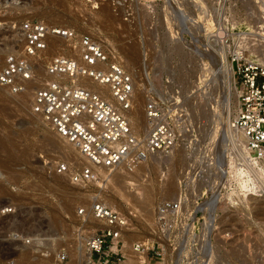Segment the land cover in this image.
Segmentation results:
<instances>
[{"label": "built area", "instance_id": "2783aa9c", "mask_svg": "<svg viewBox=\"0 0 264 264\" xmlns=\"http://www.w3.org/2000/svg\"><path fill=\"white\" fill-rule=\"evenodd\" d=\"M202 1L208 5L204 13L212 23L209 31L202 27L204 49L210 52L206 49L208 44L225 50L232 67V90L237 97L221 139L217 137L204 149L197 148L199 140L178 91L158 93L152 85H146L144 113L148 127L145 135L138 136L124 112L98 92L76 83L74 77L85 76L105 84L121 110L132 108V74L116 59L111 61L105 48L88 33L25 20L20 26L21 50L7 54L0 64V87L20 95L33 84L32 112L46 129L69 143L87 162L72 164L60 160L53 164V174L67 177L72 184L90 183L97 176V168L112 171L132 157L137 161L156 154L168 157L182 145L187 150L177 196L157 203L151 237L145 241L124 239L131 214L97 200L89 208L77 209L82 223L74 234L79 248L88 255L87 264H120L134 253L143 256L145 264H203L211 250L214 253L210 264L232 263L228 259L231 251L241 253L234 264H244L242 253L252 250V227L245 226L248 218L244 213H254L256 218L264 199V59L250 52L259 40L254 32L237 28L238 21L231 13L232 0H188L191 5ZM255 1L264 12V0ZM180 18L181 22L186 19L185 15ZM52 40L58 41L56 52L47 56L45 52ZM36 57L43 67L40 81ZM226 129L239 135L244 150L227 135ZM217 140L224 142V148L217 147ZM229 156L246 169L250 185L243 191L244 198L242 193L241 198H235L222 210L219 204L225 188L221 184V158L226 160ZM192 188L203 190L193 192ZM14 210L13 206L0 207V219ZM89 219L96 221L97 227L85 237L84 223ZM257 224L253 223L255 235L262 230ZM168 255L173 257L169 262ZM67 260V253L61 250L53 264H66Z\"/></svg>", "mask_w": 264, "mask_h": 264}, {"label": "rangeland", "instance_id": "374dc122", "mask_svg": "<svg viewBox=\"0 0 264 264\" xmlns=\"http://www.w3.org/2000/svg\"><path fill=\"white\" fill-rule=\"evenodd\" d=\"M231 5L237 28L258 33L261 41L255 46H263L264 32L257 29L264 28V22L255 29L245 17L252 4L232 0ZM195 8L188 0H0V64L11 51L21 50L23 37L16 42L11 38L15 32L23 35L20 26L25 20L88 33L105 48L111 61L116 59L135 75L136 96L143 103L146 85H152L158 93L178 91L195 128L197 148L204 149L211 140L221 137L234 108L231 116L226 113L225 79L220 74L213 78L211 74L218 73L219 62L212 51L203 54V28L209 30L205 22L210 17ZM183 15L186 19L181 22ZM57 42L51 41L47 56L56 52ZM254 49L258 51L253 47L252 53ZM256 51L255 56L264 59V51ZM36 61L40 81L43 67ZM227 75L230 78L231 74ZM32 87L33 84L30 93ZM12 95L0 87V207L15 208L0 219V264H53L61 250L68 255L66 264H84L74 234L82 223L76 212L80 207L89 208L96 199L106 205L113 201L112 209L133 215L125 240L145 241L151 237L155 206L161 199L175 198L180 188L188 156L185 146L178 147L168 158L156 154L136 166L117 167L111 174L104 170L111 177L109 181L104 182L97 172L90 183L75 185L65 176L53 174L52 169L60 160L84 163L76 149L43 126L31 110L32 97L28 93ZM140 104L138 109L143 111ZM143 132L140 129V135ZM216 142L217 147L224 148L222 142ZM127 181L135 186L128 188ZM191 190L201 192L203 188ZM260 203L256 218L254 213H244L248 218L245 226L252 227V250L242 253L244 264H264V199ZM225 208L222 205L221 209ZM255 222L262 229L256 235ZM96 223L92 219L84 223L85 233L94 232ZM239 254L231 251L229 264H234ZM173 257L168 255L167 261ZM205 257L203 264H210L209 255ZM120 264L145 263L143 256L134 253Z\"/></svg>", "mask_w": 264, "mask_h": 264}, {"label": "bare ground", "instance_id": "6f19581e", "mask_svg": "<svg viewBox=\"0 0 264 264\" xmlns=\"http://www.w3.org/2000/svg\"><path fill=\"white\" fill-rule=\"evenodd\" d=\"M170 1H172V0H170ZM245 2L252 4L250 8H247V7L246 8L248 9V12L254 13L253 15L250 14L251 17H249L250 15L248 16V14H247L248 12H247L245 14L246 20L247 21H250V26L253 25V26H255V29H257L256 28L257 27V24L259 23L261 25L264 22V12H263V9H262L261 5L259 3H257L255 0H245ZM192 5L198 7L203 12H207L208 11V5H207V3L203 2V1L202 2H198V3H195V4L193 3ZM251 10H252V12H251ZM177 11H178V13H181L180 6H178ZM252 17H254L255 20H253ZM205 18L207 19L208 17H205ZM208 19L209 20L207 22H205V23H206V26L208 27V29L210 30L212 23H211V19L210 18H208ZM203 20H204V18H203ZM246 20L244 22H246ZM202 22L204 23V21H202ZM204 27H205V25H204ZM209 30H206V31H209ZM257 30L258 31H261V32H264V28L263 27L262 28L260 27ZM245 31L247 32V31H252V30L251 29L250 30L249 29H245ZM252 32H254L256 34L257 38L260 39V35H258V33H256L255 31H252ZM244 34H245L246 37L249 36V34H247V33H244ZM21 37H23V35L21 33L15 32L14 34H12L11 41L12 42H16ZM181 40H182V38H181ZM22 41H23V39H22ZM260 41L261 40H259V42H257V43H260ZM207 46L208 47L206 49L209 48V51L210 52L212 51V54L214 55L215 61H217V63L219 62L218 65H217L218 73H216V74H214L213 72L211 73L213 75V78H214V75L220 74L225 79V83L224 84L228 88L227 89L228 90V93H227V95H226V97L224 99L225 100L224 101V105H225V108H226V113L231 116L232 115V110H233L232 108H235L236 105H237V97H236L235 92L232 90V81H233L232 67H231L230 63L227 62V60L225 58V50L222 47L221 48H214L213 45H211V47H210L208 44H207ZM260 46L259 47L258 46H253V47L254 48H257L258 51H261V50L264 51V47H263L264 45L261 46V48H260ZM9 48H6L5 51L8 52L9 51ZM250 50H251V48H250ZM252 50L250 51L251 53H252ZM255 51L256 50L254 49V52H253L254 54H255ZM258 51H256V52H258ZM203 52H204L203 53L204 55H208L206 53V50L205 49H204ZM10 53H12V51ZM38 58L39 57H36V60H39ZM106 65L107 64H104L103 66L104 67H107ZM205 71H207V70H205ZM207 72H206V74H208ZM227 72H228V74H231L230 78L228 77ZM129 73L132 74V77H133V80H134L135 89H134V94H133V101L134 102L132 104V108L130 110H128V111H123V110L120 109L117 101L115 100V98L110 93V90H109V88H108L107 85L100 84L99 82H96L93 79H91L89 77H85V76H82V77L81 76L74 77V81L76 83L80 84V85H83V86L89 88L90 90H93V91L98 92L112 106L116 107L121 112H124L125 116L129 119L130 124H131V127H132L133 131L136 133V135L140 136V133H139L140 129L144 131L143 133H141V135H145L146 132H147L148 123L146 121V117H145V113H144V103H143L142 100L140 101V98L138 96H136V91H135L136 90V85H137L136 77H134L135 75L132 72H129ZM206 74H204V75H206ZM228 78H229V81H231L230 84H228L229 83L228 82ZM214 81H215V79H214ZM26 93H28V95L32 97V94L29 92V89L26 91ZM143 99L145 101V97ZM139 103H141L140 104L141 107L143 105V111L142 110L140 111V108L138 109ZM140 119L142 121L141 123H140ZM226 132H227V135H229L231 138L236 139L238 141V143L240 144L241 148L244 150V146H243V143H241V140H240L239 135H236L235 133H232V132L228 131V129H226ZM222 134H223V131H221V136H222ZM220 139H221V137H220ZM215 140L216 139L211 140L209 142V144H207V145L208 146L211 145L212 143L215 142ZM222 143H223L222 145H224V142H222ZM177 149H178V147L176 148V150ZM76 152H77L78 156L84 161V163H87L85 161V159L79 154V152L77 150H76ZM221 159L223 161L222 162V165H221V170H222V172L224 174L222 176V179H221V184L225 188V193L223 194L224 197H223L222 202L219 204V207L221 208L222 205H223V207L225 205V207L227 208L229 206L228 204L230 202L233 203V201H234L235 198H241V194L242 193H243V198H244L245 193L243 191L249 189L250 181H249V178L247 177V171H246V169L243 168V167H241L235 161V159L233 157H230L229 156V158H227L226 160L223 159V158H221ZM145 161L146 160L137 161V160H135L132 157L131 159H129V160H127V161L119 164L117 167H123L124 165L130 166V164L133 165V166H136V165H138L140 163H143ZM131 168L129 167L128 169H131ZM104 170H107V169H102V168H97L96 169V171L99 172V174H101V179H102V176L104 177V182L105 181H109L111 179V177L108 174L109 173L110 174L113 173L114 170H112V171H108L107 170L108 171L107 172L108 174H106L104 172ZM134 186H135V184L133 182L127 181V187L128 188L134 187ZM247 199L248 198L246 197V201H247ZM96 200L99 201V202H101V203H103L100 199H96ZM224 201L226 202V204H223ZM103 204L106 205V203H103ZM112 204H113V201L112 202L110 201V203L108 202L107 206H109V207L112 208L113 207ZM244 205H247V204H244ZM88 235H90L89 232L87 234L85 233V237H87ZM80 250H81L80 253H82V257L84 259V261L83 260L82 261L84 262V264H87L88 255L83 251V249H80ZM213 253H214L213 250H211V252L207 254V255H209L210 260L213 259ZM79 257H81V256H79Z\"/></svg>", "mask_w": 264, "mask_h": 264}]
</instances>
